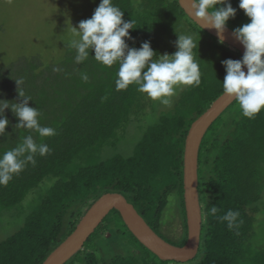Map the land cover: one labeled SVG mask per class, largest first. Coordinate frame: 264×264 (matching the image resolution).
Returning a JSON list of instances; mask_svg holds the SVG:
<instances>
[{
	"label": "trees",
	"instance_id": "obj_1",
	"mask_svg": "<svg viewBox=\"0 0 264 264\" xmlns=\"http://www.w3.org/2000/svg\"><path fill=\"white\" fill-rule=\"evenodd\" d=\"M94 1L97 7L100 0ZM226 2L237 9L235 17L226 22L228 27L235 30L249 22L238 8L239 0ZM112 3L122 10L124 21H134L135 28L124 38L128 48L138 49L147 41L156 53L154 59L174 53L179 35L198 39L194 54L201 83L182 86L177 100L156 115L147 109L154 100L137 91V86L116 90L119 65L102 67L91 49L80 63L75 62V48L67 44L64 58L57 62L46 64L38 56H21L0 66V101L9 104L0 113L9 121L0 134V155L27 135L50 149L43 156L37 153L35 165L27 163L6 186L0 185V213L45 186L22 225L0 239V264H41L105 192L122 194L166 241L175 245L186 241L185 137L192 121L223 92L226 71L222 61L239 60L242 55L194 23L178 0ZM210 39L214 46L207 52ZM82 74L87 75V81ZM16 80L22 83L17 86ZM17 87L31 97L28 106L39 110V123L52 127L55 135L40 137L32 130L17 128L18 117L11 106L25 99L18 95ZM126 139L130 146L123 143ZM121 145L126 149L121 150ZM197 174L202 223L192 259L158 258L129 231L119 212L111 209L96 233L63 264H264V109L248 119L233 100L201 140ZM172 204L179 209L181 222L176 239L163 230L172 221L167 214ZM213 205L219 209L215 216L209 214ZM228 210L239 212L231 229L227 221L219 219ZM113 218L114 226L110 224ZM96 235L102 243L96 242ZM120 237L128 240L120 250L103 244Z\"/></svg>",
	"mask_w": 264,
	"mask_h": 264
},
{
	"label": "clouds",
	"instance_id": "obj_2",
	"mask_svg": "<svg viewBox=\"0 0 264 264\" xmlns=\"http://www.w3.org/2000/svg\"><path fill=\"white\" fill-rule=\"evenodd\" d=\"M187 3L192 10L191 17L194 16L196 21H203V24L199 23L201 28L210 26L221 33L226 22L229 18H234L237 11L226 0H187ZM238 8L249 18L248 23L234 30L245 51L242 59L229 58L222 61L226 71L222 88L224 95L238 103L242 116L254 119L264 109V0H239ZM132 28H135L134 21H124L122 10L112 0H100L90 18L81 20L77 26L72 27V39L68 47L75 48L76 63L85 61L89 57L88 50L91 49L94 60L102 67L118 64L114 81L117 91L135 85L137 91L164 105H170L169 97L176 94L178 87L200 85L201 70L194 54L198 39H194L193 35H179L174 53L162 54L154 59L156 53L147 41L138 49L128 48L124 38L129 36L128 30ZM242 66H246V72L242 70ZM82 79L87 81V75L82 74ZM21 83L22 81L16 80L17 86ZM17 91L19 96L25 98L22 103L11 106L18 117L17 128L32 130L40 137L55 135L52 127L39 123V110L28 106L27 101L31 97L26 96L22 89L18 90V87ZM0 102L2 113L9 104L6 100ZM8 123L6 117L0 116V134L4 133ZM48 152L50 149L46 144H37L31 135L24 136L16 147L0 155V185L6 186L13 175L19 174L27 163L35 165L34 157L37 153L43 156ZM171 199L169 197L170 201ZM218 211L217 206L213 205L209 214L215 216ZM238 216V211L228 210L219 219L227 221V226L231 229Z\"/></svg>",
	"mask_w": 264,
	"mask_h": 264
},
{
	"label": "water",
	"instance_id": "obj_3",
	"mask_svg": "<svg viewBox=\"0 0 264 264\" xmlns=\"http://www.w3.org/2000/svg\"><path fill=\"white\" fill-rule=\"evenodd\" d=\"M185 14L200 28L203 21L194 20L187 0H178ZM200 23V24H199ZM216 39L239 51L243 56L244 46L237 39L235 31L224 26L221 32L206 26L202 28ZM246 72V66H242ZM234 99L223 92L218 95L210 106L192 121L184 141L183 149V202L186 217L187 236L182 245L172 244L159 236L136 211L134 206L118 192L101 194L86 209L72 232L60 242L43 260L41 264H63L75 252L82 248L89 235L99 225L104 216L116 209L122 221L135 238L158 258L186 262L192 259L198 250L202 223L201 206L198 193V150L201 140L210 124L230 105Z\"/></svg>",
	"mask_w": 264,
	"mask_h": 264
},
{
	"label": "rangeland",
	"instance_id": "obj_4",
	"mask_svg": "<svg viewBox=\"0 0 264 264\" xmlns=\"http://www.w3.org/2000/svg\"><path fill=\"white\" fill-rule=\"evenodd\" d=\"M95 8L94 0H0V66L21 56H38L46 64L63 59L66 45L72 39V27L77 26L79 21L90 18ZM208 44L207 52L212 51L214 46L211 39ZM181 88L182 86L178 87L176 94L169 97L171 102L177 100L178 89ZM168 106L155 100L147 109L159 115ZM152 109H156L157 112ZM226 110L227 108L220 116ZM124 142L130 146L129 139ZM120 149L126 148L121 145ZM44 192L45 186L38 188L30 192L20 204L0 213V239L7 237L22 225L27 213L36 205L38 196ZM167 210L168 218L172 221L167 227L164 226L163 230L169 237L176 239L181 232L179 209L172 204ZM176 218L179 220H175ZM115 222L113 218L110 224L114 226ZM96 231L89 236L92 237ZM95 240L102 243L97 235ZM125 240L128 242L127 239L120 237L103 244L114 245L119 249L123 247L122 243Z\"/></svg>",
	"mask_w": 264,
	"mask_h": 264
}]
</instances>
